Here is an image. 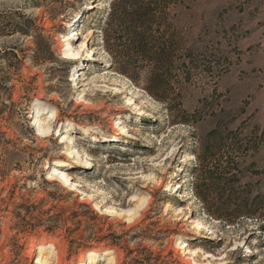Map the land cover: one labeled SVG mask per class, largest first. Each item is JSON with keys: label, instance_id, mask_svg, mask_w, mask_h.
Listing matches in <instances>:
<instances>
[{"label": "rangeland", "instance_id": "rangeland-1", "mask_svg": "<svg viewBox=\"0 0 264 264\" xmlns=\"http://www.w3.org/2000/svg\"><path fill=\"white\" fill-rule=\"evenodd\" d=\"M115 1L0 0V264H264V0L172 6L154 24L176 55L161 99L150 62L134 80L105 49ZM38 109L58 112L46 139ZM61 128L82 158L65 159ZM202 201L252 214L227 223Z\"/></svg>", "mask_w": 264, "mask_h": 264}, {"label": "trees", "instance_id": "trees-1", "mask_svg": "<svg viewBox=\"0 0 264 264\" xmlns=\"http://www.w3.org/2000/svg\"><path fill=\"white\" fill-rule=\"evenodd\" d=\"M172 6L187 8L185 0H116L104 29L105 49L117 64V70L135 80L141 78L144 64L150 62L151 69L145 77V90L160 99V92L167 87L166 81L172 72L171 64L176 55L173 43L164 40L160 36L161 27H154V24L165 22ZM15 28L17 31L27 32L21 31L23 29L19 26ZM180 48L181 58L184 59L190 47ZM182 67L188 74L189 69L186 68L185 62ZM223 176H228L226 179L231 181V186L235 189L240 180L238 174L230 169ZM234 197L237 198L236 192ZM203 198L201 197L202 200ZM202 202L212 217L227 223L252 214L242 206H237L232 214L227 215L220 208L215 210L205 201Z\"/></svg>", "mask_w": 264, "mask_h": 264}, {"label": "bare ground", "instance_id": "bare-ground-1", "mask_svg": "<svg viewBox=\"0 0 264 264\" xmlns=\"http://www.w3.org/2000/svg\"><path fill=\"white\" fill-rule=\"evenodd\" d=\"M92 31H90L89 33H91ZM72 33V32H71ZM69 34L66 35V37H68ZM93 35V32H92ZM65 41H68V38L65 39ZM65 46V45H63ZM35 118L33 121V127L35 129V133L37 136L41 137V138H48L51 137L52 135V125L51 122H55L58 119V112L56 109H46L44 111H42L41 109L35 110ZM55 134L57 136L58 139H60V142L62 144H65L66 150L65 153L67 154L65 157V159L72 158H82L83 156H81V152H82V148L80 147L79 143H78V136L75 133H69L70 131L67 129H55ZM49 168V167H48ZM49 178H51L52 180L55 181H59L61 182V184H63V186H71V188H69V190H72L73 187H75L76 183L73 181V179L70 177V174L68 172V170H64L62 168L59 169H55L52 168V170L49 172L48 175ZM97 191V190H95ZM176 194H178V191L175 192ZM136 199V198H135ZM147 202V198H141L139 199V202L137 203L139 205V207L137 208V210L135 211H127V216H128V220H132L133 218L137 217L139 215V212L141 211L140 208H142L145 203ZM167 206H169V204H167ZM166 206V207H167ZM103 214L105 215H109L113 212H111V210H101ZM46 246L41 245L39 246V249L42 250L43 248H45ZM180 248L183 250V252L189 254V255H195L196 253H198L197 248H192L189 249L187 248L184 243L180 244ZM55 249L54 246L50 249L51 250V254H52V250ZM37 264H51V256L47 255L44 258H42V256L40 257V255L36 258V262ZM95 263V259L94 258H89L88 259V263L87 264H94ZM103 264H117V262L110 257L109 260H107L106 262H103Z\"/></svg>", "mask_w": 264, "mask_h": 264}]
</instances>
